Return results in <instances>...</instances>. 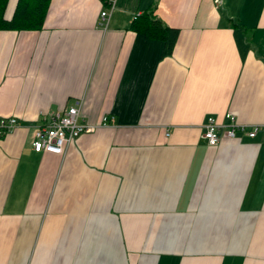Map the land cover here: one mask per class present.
Returning a JSON list of instances; mask_svg holds the SVG:
<instances>
[{
	"label": "crops",
	"instance_id": "0c3cea01",
	"mask_svg": "<svg viewBox=\"0 0 264 264\" xmlns=\"http://www.w3.org/2000/svg\"><path fill=\"white\" fill-rule=\"evenodd\" d=\"M17 0H8L10 18ZM50 0L0 28V264H264V0ZM153 10L163 40L130 28ZM81 99L98 126L61 154L31 137ZM237 127L210 145L208 116ZM104 122V123H103ZM170 129V134L165 131Z\"/></svg>",
	"mask_w": 264,
	"mask_h": 264
},
{
	"label": "built area",
	"instance_id": "2783aa9c",
	"mask_svg": "<svg viewBox=\"0 0 264 264\" xmlns=\"http://www.w3.org/2000/svg\"><path fill=\"white\" fill-rule=\"evenodd\" d=\"M105 8L100 11V19L103 26H106L110 13L115 5V0H102ZM82 100L76 99L73 104L64 109H57L47 113L43 120L35 125L31 137L32 148L36 151H49L57 154L64 152L66 145L83 132L94 130L98 124L88 122L80 117L79 108ZM230 118L227 123H220L214 116H208L203 124V137L210 145L217 144L222 136L233 137L237 127H245L235 121V117L227 112ZM19 120L15 116L0 117V135L13 129ZM104 123V122H103ZM170 129L165 135L170 134ZM264 132V124H253L247 127V134L255 136L258 131Z\"/></svg>",
	"mask_w": 264,
	"mask_h": 264
},
{
	"label": "trees",
	"instance_id": "16d2710c",
	"mask_svg": "<svg viewBox=\"0 0 264 264\" xmlns=\"http://www.w3.org/2000/svg\"><path fill=\"white\" fill-rule=\"evenodd\" d=\"M8 0H0V28L36 29L42 26L50 0H17L10 18H5L4 10ZM130 28L142 31L147 36L163 40V54H170L177 36V28L163 23L153 14V10L136 13Z\"/></svg>",
	"mask_w": 264,
	"mask_h": 264
}]
</instances>
